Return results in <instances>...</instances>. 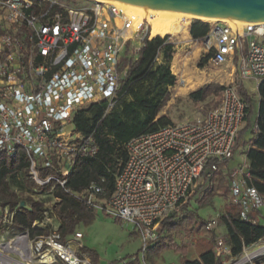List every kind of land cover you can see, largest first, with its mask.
<instances>
[{
	"label": "built area",
	"instance_id": "obj_1",
	"mask_svg": "<svg viewBox=\"0 0 264 264\" xmlns=\"http://www.w3.org/2000/svg\"><path fill=\"white\" fill-rule=\"evenodd\" d=\"M153 17L112 0H0V155L12 158L23 150L28 176L38 187L50 180L65 187L76 158L92 157L98 150L90 137L75 131L74 114L92 103L106 102L108 109L116 105L125 60L135 58L145 40L156 36ZM186 21L189 29L191 21ZM170 35L158 36L173 43ZM199 41L211 54L212 66L230 64L240 81L264 80V23L239 27L216 21ZM253 115L249 94L225 85L218 105L204 116L129 140L109 195L96 182L72 194L92 211L136 230L144 260L148 246L160 238L162 221L180 216L202 175L211 179L221 162L232 159L245 128L256 131ZM40 169L55 174L44 178ZM246 177L245 164L230 169L229 192L239 218L254 223L250 213L264 207V196L246 184ZM14 213L0 204V226H11ZM46 213L44 207L32 228ZM216 224L215 218L208 220L206 230ZM81 238L76 231L62 239L57 228L33 237L21 231L0 244V264H93L80 250ZM263 240L244 246L223 264H264ZM215 253L226 254L221 239Z\"/></svg>",
	"mask_w": 264,
	"mask_h": 264
},
{
	"label": "trees",
	"instance_id": "obj_2",
	"mask_svg": "<svg viewBox=\"0 0 264 264\" xmlns=\"http://www.w3.org/2000/svg\"><path fill=\"white\" fill-rule=\"evenodd\" d=\"M208 29V24L196 20L191 24L189 32L193 40L199 41L206 35ZM173 47L174 44L168 42L167 37L155 36L145 40L136 57L125 60L128 68L120 84L116 105L108 109L106 102L92 103L74 114L75 131L84 137H90L98 150L92 157L76 158L66 177L65 187L52 180L38 187L28 176L29 160L23 150H19L12 158L5 154L0 155V204L15 209L12 227L19 231H27L30 237L50 232L47 228H32L33 222L39 219L45 206L43 201L30 196L21 200L14 188V184L19 183L28 189L35 188L43 192H49L53 187V196L58 200L53 216L59 222L57 231L62 239L72 234L80 223L89 224L94 220L92 210L72 193L80 192L90 183L96 182L104 188L105 194L109 195L114 188L115 176L127 158L124 145L139 135L156 131L171 123L168 116L160 112L170 97L168 86L175 83V76L171 74L169 67L174 55ZM159 52L162 55L160 63L156 60ZM210 55L208 53L201 60L200 67ZM222 90L223 86L206 84L190 92L188 96L194 101H203L210 94ZM257 93L259 99L255 118L256 131H252L253 137L249 139L245 151L248 170L245 181L248 186L255 188L264 196V80L258 84ZM51 174H55L51 169H40V175L44 178ZM215 175H218L216 188L224 187L225 180L221 172L216 171ZM202 178L204 183L209 179L204 174ZM203 184L198 186L197 191L202 189ZM216 196V191L210 189L209 193L198 201V207L209 206ZM21 201H24L25 206L20 205ZM188 207L189 202H186L182 218L174 220V214H171L162 223L171 233L182 229L187 234L196 233L201 236L199 244L202 251L198 259L185 258L186 249L179 247L171 237L166 241L157 242L150 249V254L159 256L165 249H173L181 254V264H223L225 260L216 256L214 251L219 236L213 230H206L207 221L200 219ZM217 221L226 229L224 240L230 248L232 257L239 255L244 246L264 238V226L259 222L251 223L240 219L238 211L222 213ZM2 231L4 228L0 226V232ZM87 252L93 264H97L96 254L91 250ZM133 262L139 264L137 258Z\"/></svg>",
	"mask_w": 264,
	"mask_h": 264
},
{
	"label": "rangeland",
	"instance_id": "obj_3",
	"mask_svg": "<svg viewBox=\"0 0 264 264\" xmlns=\"http://www.w3.org/2000/svg\"><path fill=\"white\" fill-rule=\"evenodd\" d=\"M187 20L191 21L190 25L193 23V21L196 20H200L201 22H204L209 26L214 22L201 20L194 17ZM182 25V28L179 29L178 32L168 33L173 34L170 35L171 40L173 41V44H176L177 46L176 49H174V55L169 63L171 74L175 76V83L174 85L167 88L170 97L166 104L162 107L161 113L166 114L168 116L169 122L171 123L200 118L204 116L207 111L216 107L217 103L220 100L221 92H218L210 94L203 101H194L188 96V92L190 90H196L206 84H214L220 86L232 84L238 86V84H240V80L237 78V76H235V74L233 73L231 74V67H214L209 63L208 60L204 61L202 67L199 66V63L208 54V52L205 50L202 41H193L189 30L185 27V24L182 23ZM182 30H184L185 32L182 33ZM157 62H161V55L158 56ZM227 73L231 74V77H228L230 80L227 78ZM245 84L251 92L249 94V98L254 104L256 97L254 94H252L255 93L252 92V87H254L255 83L250 80L246 81ZM252 137V131L250 129L246 130L239 141L232 159L228 160L225 163L221 162L220 165L224 166L225 164H227L230 168L241 165L244 159L243 151L246 148L245 144ZM227 171L228 170H226V173H228ZM206 181L207 182L203 184L201 190L197 191L196 188L193 190L194 192L190 194L186 202H189V209H192L194 212L198 213L202 218H207L208 221L212 218L210 217V214H213L215 208L218 207V204H221L219 202H222V204L224 205H222V212L226 210L225 207L230 208L233 203L230 200L227 187H219L217 189V179L215 181H212V179H208ZM14 188L17 192V196L21 200L30 196L37 200L43 201L47 213L42 216V227L47 228L51 231L56 229L57 220L53 216L52 211L58 201H56L52 192H42L41 190L35 188L28 189L20 183L14 184ZM210 189L216 191V197L218 198L216 199V201L212 199L209 206L198 207V201L206 196L209 193ZM263 208L264 207H262L261 209ZM94 219L95 220H93L89 224L80 223L78 225V230L81 231L85 236L83 242L85 247L80 248L82 252L87 253V251L91 250L94 254H96L97 259H101V264H117L122 263V261L129 260L130 255L140 249L139 241L137 240V237L132 233V228L130 226H124L113 217L105 216L104 214H96ZM217 227L218 225L213 230H216ZM19 232L21 231L12 226H8V228L6 227L4 231L0 232V244L14 239ZM172 235L173 239L181 245L186 244L185 242H188V236L185 235L184 232H175L172 233ZM139 254L141 255L140 252ZM163 259V257L162 259H156V262L159 264H176L177 260L169 259L165 261L166 258L164 260ZM34 264L42 263H39L36 260ZM141 264L148 263L147 261H144L142 259Z\"/></svg>",
	"mask_w": 264,
	"mask_h": 264
},
{
	"label": "crops",
	"instance_id": "obj_4",
	"mask_svg": "<svg viewBox=\"0 0 264 264\" xmlns=\"http://www.w3.org/2000/svg\"><path fill=\"white\" fill-rule=\"evenodd\" d=\"M188 30H190V28L188 29ZM187 33H188V31H187ZM190 33V32H189ZM155 37V36H154ZM153 38V37H152ZM193 40V39H192ZM193 41H197V40H193ZM175 46L173 47L174 49H176V44H174ZM159 55H161V52H159L158 53V56ZM158 56H157V58H156V60H158ZM161 60H162V55H161ZM158 63H160V62H158ZM227 68L228 67H231V65H227L226 66ZM226 71V70H225ZM228 74V73H227ZM226 74V75H227ZM231 74H228V76H227V78L228 77H231L230 76ZM229 79V78H228ZM230 80V79H229ZM250 80H252L254 83H255V85H254V87H252V92H255V93H252V94H254L255 95V103H254V115H253V120L255 121V118H256V112H257V106H258V99H259V96H258V93H257V87H258V83H256V81L255 80H253V79H246V80H243V81H240V84H238V86H237V88H238V90L241 92V93H244V94H250L251 92L249 91V89L247 88V86H246V84H245V82L246 81H250ZM168 87H170V86H168ZM197 90V89H196ZM192 91H195V90H190L188 93H190V92H192ZM219 103V102H218ZM160 114H162L161 112H160ZM246 130H249L248 128H245L243 131H242V133H241V137H242V135H243V133L246 131ZM245 150L243 151V156H244V159H243V163L241 164V165H243V164H245L246 166H247V163H246V157H245V151H246V149L248 148V142L245 144ZM241 165H238V166H241ZM238 166H235V167H238ZM235 167H233V168H235ZM228 168V169H227ZM230 169H232V168H230L227 164H225L224 166H219V169H218V171L219 172H221V175H222V177L224 178V180H225V186L224 187H227L228 188V192H229V186H228V173H229V170ZM226 170H228L227 172L228 173H226ZM217 179V182H218V175H214L213 176V178H212V181H215ZM204 183V181H203V178H201L200 180H198L197 181V183L195 184V186H194V188H193V190L196 188V190H197V188H198V186H200L201 184H203ZM192 190V192H194ZM191 192V193H192ZM229 196H230V192H229ZM218 197H215V198H213L214 199V201H216V199H217ZM230 200H231V202L233 203L231 206H230V208H226L225 207V209L226 210H224L223 212L221 211V209H222V207L224 206L223 204H222V202H219V203H221V204H218V207H216L215 208V211H214V213L213 214H210V217H212L211 219H214L215 217V219L217 220V218H218V216L220 215V214H222V213H226V212H237L238 210H239V207L237 206V204L236 203H234V201H233V199L231 198V196H230ZM223 205V206H222ZM189 208V207H188ZM189 210H192V209H189ZM193 211V210H192ZM93 213H94V215H96V214H101V215H103L101 212H94V211H92ZM184 213H185V211L183 210L182 211V213H181V215L180 216H175L174 215V220L175 219H177V218H182L183 217V215H184ZM195 214L200 218V219H202V220H205V221H207V218H202L198 213H196L195 212ZM250 216L255 220V222H259L261 225H263L264 226V208L263 209H260V210H254V211H252L251 213H250ZM95 220V219H94ZM42 224H43V222H42V219H41V221L39 222L38 221V223H36V226L34 227L35 229H42L43 227H42ZM40 225V226H39ZM218 225V227L216 228V230H213L216 226ZM58 226H59V222L57 221V224H56V228H58ZM216 226L212 229L214 232H215V234H217L218 236H219V238H218V240L219 239H221L222 241H223V244H224V247H225V251H226V254H224V255H222V256H220L221 258H223L225 261L224 262H226L228 259H230L232 256L230 255V248H229V246L226 244V242H225V240H224V235H225V233H226V229H225V227H224V225H222V224H220L218 221H217V224H216ZM132 228V227H131ZM76 231H78V232H81V231H79L78 230V226L76 227V229H75V231L74 232H76ZM73 232V233H74ZM178 232H181V233H183L184 232V234L185 235H187L188 236V239H187V241L188 242H185L186 244H180V243H177L174 239H173V235H172V233L169 231V230H167L166 228H164L163 227V223H162V225H161V229H160V238H159V240L157 241V242H159V241H161V240H168L170 237L174 240V242L179 246V247H184L185 249H186V253H185V258H187V259H189V260H196V259H198V257H199V254H200V252L202 251V247H201V245L199 244V241H200V239H202V237L201 236H199L198 234H196V233H192V234H187L185 231H183L182 229L180 230V231H178ZM73 233L72 234H70V235H68V237H70V236H72L73 235ZM82 233V232H81ZM132 233L137 237V240L139 241V246H140V248H141V239H140V237H139V235H138V233H137V231L136 230H134L133 228H132ZM175 233V232H174ZM84 238H85V236H84V234L82 233V238H81V244H82V248L83 247H85L84 246ZM157 242H155V243H153V244H151L150 246H148V248L146 249V251H145V256H144V261H147V263L148 264H159V263H157L156 262V259H162V257L165 259V261L166 260H169V259H177L176 260V264H181V254L179 253V252H176V251H174L173 249H165L164 251H162L160 254H159V256H154V255H151L150 254V249L157 243ZM189 243V244H188ZM215 247H216V245H215ZM214 251H215V248H214ZM139 252H140V249L138 250V251H136V252H134V253H132V255H130V257H129V260H126L125 262H133L134 260H135V258H137L138 259V257H139V259H138V262L141 264V260H140V254H139ZM84 253H86V252H84ZM89 257H90V254L87 252L86 253ZM216 254V253H215ZM217 256V255H216ZM152 258H154V259H152ZM90 259H91V257H90ZM163 259V260H164ZM100 260L101 259H97V264H101L100 263ZM123 262V261H122ZM117 264H120V263H117ZM162 264H167V263H162Z\"/></svg>",
	"mask_w": 264,
	"mask_h": 264
},
{
	"label": "water",
	"instance_id": "obj_5",
	"mask_svg": "<svg viewBox=\"0 0 264 264\" xmlns=\"http://www.w3.org/2000/svg\"><path fill=\"white\" fill-rule=\"evenodd\" d=\"M148 8L231 20L264 22V0H113ZM21 206H25L21 201Z\"/></svg>",
	"mask_w": 264,
	"mask_h": 264
},
{
	"label": "bare ground",
	"instance_id": "obj_6",
	"mask_svg": "<svg viewBox=\"0 0 264 264\" xmlns=\"http://www.w3.org/2000/svg\"><path fill=\"white\" fill-rule=\"evenodd\" d=\"M113 1V0H112ZM121 3V2H120ZM124 7L139 12V13H149L153 14V18L151 19L152 24V35H164L168 33H176L179 29L182 28V22L185 19L189 18H198L201 20L207 21H221L225 22L231 26H242L245 24H255V23H264L263 21H249V20H231V19H220V18H211V17H201L196 15H190L186 13L176 12L173 10L165 9V8H148L134 4H126L122 3ZM182 33L185 31L182 30ZM19 241V239H18ZM5 248L8 250H13V246L6 245ZM2 257H0V261Z\"/></svg>",
	"mask_w": 264,
	"mask_h": 264
}]
</instances>
